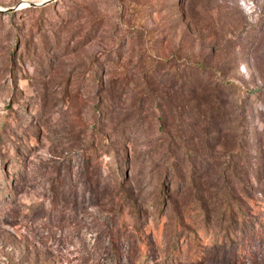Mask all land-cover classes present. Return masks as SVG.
Here are the masks:
<instances>
[{
	"label": "rangeland",
	"instance_id": "obj_1",
	"mask_svg": "<svg viewBox=\"0 0 264 264\" xmlns=\"http://www.w3.org/2000/svg\"><path fill=\"white\" fill-rule=\"evenodd\" d=\"M0 264H264V0H0Z\"/></svg>",
	"mask_w": 264,
	"mask_h": 264
}]
</instances>
